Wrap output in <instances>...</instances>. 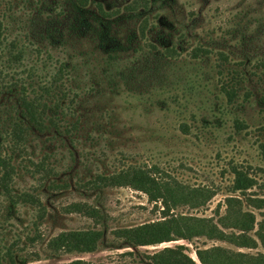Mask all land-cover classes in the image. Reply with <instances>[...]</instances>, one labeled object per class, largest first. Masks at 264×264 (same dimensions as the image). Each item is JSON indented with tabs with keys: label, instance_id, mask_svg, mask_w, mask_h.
<instances>
[{
	"label": "rangeland",
	"instance_id": "1",
	"mask_svg": "<svg viewBox=\"0 0 264 264\" xmlns=\"http://www.w3.org/2000/svg\"><path fill=\"white\" fill-rule=\"evenodd\" d=\"M5 2L0 0V12ZM39 2L13 0L11 6L20 22L11 30L9 39L22 32L25 26L22 20L32 12L31 8H39ZM143 3H147V10H143ZM130 5L138 12L146 11L143 16L148 24L144 37L138 30L140 18L135 19L126 9ZM88 6L115 12L109 17L111 28L124 45L130 34H135L137 42L147 49L150 44L158 50L174 46L176 74L180 73L179 80L182 77L185 80L165 85L164 89L148 86L130 90L115 80L113 86L95 85L101 79L104 56L97 49L91 50L93 42L79 43L80 49L92 53L89 59L75 58L82 81L74 90L80 96L73 103V111L63 120L70 127L67 128L70 135L48 141V131L35 133L24 149L17 148L14 153L12 163L16 172L11 189L37 196L41 207L12 203L0 191L1 251L11 247L15 264H72L76 260L79 264H139L143 254L177 244L186 246V253L195 260L196 246L217 245L231 251L264 254L259 242L254 248H246L203 236L136 249L114 248L119 241L113 235L116 229L161 220L164 216L210 217L220 227L217 220L224 215L225 198L230 195L243 200L242 208L254 214V230L257 229L264 208L246 204L241 193L231 191V186L232 167L236 166L255 181L245 195L264 198V160L259 149L264 141V82L251 75L252 79L250 76L239 84L238 96L232 102L227 101L221 85L230 78L225 68L259 71L255 66L257 59L264 58V0H88ZM48 27L43 20L36 25L39 31ZM196 46L207 48L208 55L198 65L199 75L193 76L190 71L188 79L185 69L196 61L189 56ZM219 52L226 55L225 61ZM52 53L60 58L56 50ZM120 63L134 66L137 81L153 77L137 54ZM183 70L186 74L181 73ZM5 73L8 81L15 72L7 69ZM90 85L96 89L89 91ZM11 95L0 92V127L5 123L2 122ZM11 100L13 103L14 99ZM235 120L241 123L236 126ZM73 122L75 127L70 126ZM0 145L3 152L9 153L10 143L6 139ZM44 159L52 170L45 181H40L39 174L33 177L30 171L33 163ZM130 166L148 170L162 186V192L166 186L184 191L204 188L210 196L200 205L192 206L194 201L177 202L167 211L161 199L149 200L145 192L130 186L93 188L87 182L98 174L107 175ZM72 202L93 206L100 216L91 218L69 212L66 207ZM220 228L225 232L232 230ZM86 229L104 232L105 243L94 252L67 253L47 248L49 239L61 231ZM128 251L133 255H127ZM1 264H8L7 260Z\"/></svg>",
	"mask_w": 264,
	"mask_h": 264
},
{
	"label": "trees",
	"instance_id": "2",
	"mask_svg": "<svg viewBox=\"0 0 264 264\" xmlns=\"http://www.w3.org/2000/svg\"><path fill=\"white\" fill-rule=\"evenodd\" d=\"M12 4L13 0H6L0 12V92L12 94L9 100L11 105L9 104L7 116L2 122L5 123L0 127V144L5 139L10 143L9 153L3 152L4 149L0 145V191L12 203L23 202L41 207L37 196L29 192L12 191L10 184L16 172V167L12 163L13 155L17 148L24 149L35 133L43 134L48 131L50 133L48 141H55L64 134L70 135L67 129L70 127L63 120L73 111V103L77 96H80L74 91L82 81L78 73L79 63L75 62L76 57L89 59L90 53L96 49L103 54L101 79L95 85L113 86L115 80L130 90L148 86V88L164 89L165 85L177 84L184 78L179 80L181 75L176 74L178 68L173 56H176L177 51L174 46H165L163 50H158L150 44L151 48L147 49L137 42L135 34H130L126 45L122 44L112 31L109 19L115 12H108L101 6L93 10L88 6V0H54L52 3L48 0H40L39 8H31L32 12L26 20H22L25 24L22 32L9 39L11 30L15 29V25L18 27L20 22L19 16L13 11ZM142 6L145 8L143 10H147V3H143ZM126 9L135 16V19L140 18L138 30L144 37L148 24L146 16H143L146 11L138 12L131 5ZM41 20L49 25L44 31L36 28ZM83 40L93 42L94 49L91 48L92 51L80 49L79 43L82 44ZM52 50L60 53V58L55 57ZM207 52V48L201 46L192 49L189 56L193 60L200 61L197 63L193 61L191 67L185 69L188 79H190V71L193 76L199 75L201 67L198 65L203 64L204 57L208 55ZM133 54L139 55L144 60L146 70L153 76H151L152 79L148 80L147 76L143 82L137 81L134 66L120 63ZM219 54L223 61L227 59L224 53L219 52ZM256 64L258 72L255 70L247 72L245 68L224 69L227 74H230V78L222 83L221 91L228 102L236 99L239 84L248 80L251 75H256L258 80L261 79L264 82V58L257 59ZM7 69L15 72L9 75L8 81L5 80ZM192 70H195L194 73ZM186 71L183 70L181 73L186 74ZM91 89L96 87L90 85L88 90ZM11 99H14L13 103ZM240 123L235 120L234 124L238 126L237 124ZM70 124L71 127H75V122ZM259 149L264 160V141L259 144ZM45 161L44 159L33 163L34 168L30 171L33 177L39 174L40 181H45L52 170L45 165ZM232 172L234 177L231 191L240 192L246 204L257 209L264 208V198L245 195V190L255 184L253 178L236 166L232 167ZM87 182L93 188L130 186L145 192L149 200L161 199L167 211L177 202L194 201L191 205L196 206L204 203L210 196L206 194L209 190L204 188H191L184 191L177 186L172 188L166 186L162 192L160 189L162 186L156 177L148 170L136 166L123 168L107 175L98 174ZM242 204L243 200L234 195L225 198V213L219 216L217 221L220 227L232 229L230 232H225L210 217L164 216L161 220L114 230V238L119 241L114 248L136 249L140 246L156 245L178 239L191 241L193 238L202 236L227 241L238 247L254 248L258 242L264 247V217L257 222V229L254 230L255 216L252 212L244 211ZM66 209L91 218L100 216L97 208L84 202H72ZM250 232H253L254 236ZM103 239L104 232L98 229L61 231L49 239L47 248L51 251L67 253H90L105 243ZM186 248L183 244L165 246L152 253L143 254L139 264H264V254L261 253L252 255L227 250L217 245L207 248L196 246L194 254L197 260H195L186 253ZM125 253L133 255L132 251ZM3 260H7L8 264H15L11 247H7L4 252L0 249V264ZM79 263H81L79 260L72 262V264Z\"/></svg>",
	"mask_w": 264,
	"mask_h": 264
}]
</instances>
